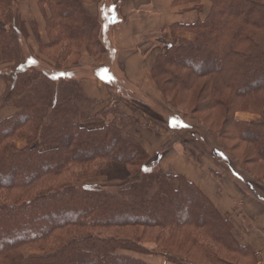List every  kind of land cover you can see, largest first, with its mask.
I'll return each mask as SVG.
<instances>
[{
	"label": "trees",
	"instance_id": "trees-1",
	"mask_svg": "<svg viewBox=\"0 0 264 264\" xmlns=\"http://www.w3.org/2000/svg\"><path fill=\"white\" fill-rule=\"evenodd\" d=\"M26 1L0 0L1 106L15 110L0 120V264H150L127 251L171 264H239L236 256H251L235 239L229 218L195 183L150 162L138 132L124 128L132 117L118 105L145 114L191 145L193 156L220 161L231 175L239 173L241 161L229 141L245 147L246 160L264 169V0H207L205 19L164 32L170 45L152 76L166 104L144 93L139 101L117 97L95 116V104L74 74L84 49L107 61L101 22L85 7L90 0H37L46 42L38 23L21 16L19 5ZM173 1L204 12L203 0ZM181 31L196 39L180 38ZM31 33L40 55L28 46L27 54L22 51ZM101 69L106 83L118 80L112 63ZM192 96L198 105L185 115L179 105ZM238 112L260 119L243 122ZM199 113H207L217 129ZM210 134L219 135L223 149L210 144ZM18 139L27 146L18 148ZM92 170L120 184H75ZM119 230L136 232L120 236ZM139 230L158 231L156 248L143 245ZM175 238L188 254L162 244Z\"/></svg>",
	"mask_w": 264,
	"mask_h": 264
},
{
	"label": "crops",
	"instance_id": "crops-1",
	"mask_svg": "<svg viewBox=\"0 0 264 264\" xmlns=\"http://www.w3.org/2000/svg\"><path fill=\"white\" fill-rule=\"evenodd\" d=\"M201 5L204 12L200 15L194 4L177 6L173 0H90L85 3L90 14L101 22L100 38L107 48L106 63L105 58L98 59L84 49L74 71L82 82L85 98L95 104L90 115L110 109L117 97L139 101L143 99L141 93L166 104V98L152 76L156 60L167 54L170 45L163 37L164 32L173 25H192L205 19L210 3L203 1ZM19 9L26 21L38 23L40 35L46 42V23L37 0H27L19 5ZM178 36L188 41L196 39L195 34L188 31H181ZM108 63H112L118 80L106 83L101 78V68ZM4 90L5 84L0 80V120L15 112L10 107H1ZM118 106L123 114L132 117L124 128L138 132L150 162H157L166 173L182 175L195 183L219 212L229 218L235 239L251 250V256H236V261L239 264H264V176L262 179L238 167L243 177H235L210 159L198 164L173 132L156 125L125 103ZM111 120L112 115L106 122ZM150 260V264H171L163 257Z\"/></svg>",
	"mask_w": 264,
	"mask_h": 264
},
{
	"label": "rangeland",
	"instance_id": "rangeland-1",
	"mask_svg": "<svg viewBox=\"0 0 264 264\" xmlns=\"http://www.w3.org/2000/svg\"><path fill=\"white\" fill-rule=\"evenodd\" d=\"M203 1H207V0H203ZM202 1V2H203ZM208 2V1H207ZM23 3V2H22ZM14 8H15V6H14ZM20 10V9H19ZM20 13H21V11H20ZM21 16H22V14H21ZM23 18V17H22ZM23 20H25L24 18H23ZM104 21V20H103ZM108 22H110V20L108 21ZM23 42V41H22ZM27 46H28V48H30L31 50H33L34 51V53L35 54H39V51H38V44H37V42H36V40H35V37L32 35V33L30 34V36H29V38H28V40H27V43L25 44V43H23V46H22V51L23 52H25V54H27ZM40 55V54H39ZM113 85V84H112ZM228 96L226 97V100H228ZM188 100V99H187ZM197 102V100H196V98L195 97H191L188 101H187V104H185V106H182L181 104H180V101H179V108L181 109V112H183L185 115H190L191 114V109H193L194 108V106L195 105H198V103H196ZM2 107V106H1ZM176 112V111H175ZM207 113H209V112H207ZM207 113H199V114H196L197 115V117L198 118H201L203 121H205L207 124H208V126H210V127H212L214 130L215 129H217V125H215L214 123H212L213 121V119L211 120H206L207 119ZM209 114H211V113H209ZM215 115V114H214ZM256 116L257 118L255 119V120H259L260 119V116L259 115H255V114H251V113H249V112H238L237 114H236V117H237V119L238 120H241V121H243V122H250L251 120L249 119V118H253L254 119V116ZM216 116H219V115H216ZM222 117H224V115H222ZM247 118H248V120L249 121H247ZM246 120V121H245ZM253 121V120H252ZM196 121H194V122H191V123H195ZM208 139H209V142H210V144L212 145V146H214V147H217V148H222L223 149V142H222V140H221V138L219 137V135L218 134H210V136L208 137ZM23 141V142H22ZM182 143V142H181ZM25 144H26V146H27V140L26 139H18L17 140V142H16V146L18 147V148H22V147H24L25 146ZM183 144V143H182ZM184 145V144H183ZM226 145L228 146V149H231L232 150V152H233V155L235 156V157H237V159L239 160V161H241V163L239 162V167L241 168H247L248 170H250L254 175H256V176H258V177H263L264 176V169L262 168V167H259V166H254L251 162H248L249 161V159H247L246 160V158H245V155L243 154V152L244 151H246L245 150V147H240V146H236V144L234 143V142H232V141H229V142H226ZM185 146V145H184ZM191 146V145H190ZM190 146H187L186 145V150H187V152H188V154L192 157V159L196 162V163H198V164H201V162L202 161H206V159H208V157L207 156H205V155H203V154H201V153H199V152H197V153H195V156H193L192 155V153H191V151L189 150L191 147ZM213 162V161H212ZM218 162V167H220V166H224L225 167V165L222 163V162H220V161H217ZM243 164H244V167H243ZM226 168V167H225ZM76 172H78V171H76ZM79 173V172H78ZM263 179V178H262ZM263 181H264V179H263ZM75 184L77 185V186H82V185H89V186H99V187H107L108 189L109 188H112V186H116V185H119L120 183H110L108 180H107V177L105 176V175H102V176H96L95 175V173H94V171L92 170V171H89L88 172V176L86 177V178H84V179H81L80 181H78V182H75ZM143 231H145V232H143ZM136 231L135 230H119V231H116L115 233L116 234H118V235H120V236H124V233H125V236L127 235V234H129L128 236H131L133 233H135ZM156 232H158V231H148V230H139V234H140V236H141V241L143 242V245H145V246H147L148 248H150V247H152V248H156V242H155V237L157 236V234H159V233H156ZM113 232H111V234H112ZM114 233V234H115ZM158 243V242H157ZM164 246H166V247H169V248H171V247H174L175 248V250L176 249H179V251H182L183 253H186V254H188L187 253V250L189 249V247L188 246H186V245H184L181 241H180V239H178V238H175V239H173V240H171V241H169V242H167V243H162ZM173 248V249H174ZM119 253H121V252H119ZM125 254H127V255H131V256H133V257H135V258H139V259H141V260H143V261H146V262H149V261H151L150 260V258H156V257H150V256H147V255H143V254H139V253H135V252H130V251H127V252H124ZM30 254H32V252L31 251H25V255L26 256H28V255H30ZM190 255L193 257V258H199L198 256L199 255H196L195 253H190Z\"/></svg>",
	"mask_w": 264,
	"mask_h": 264
}]
</instances>
